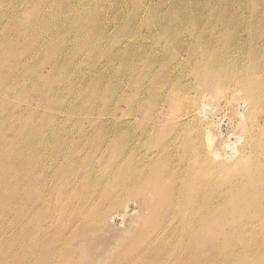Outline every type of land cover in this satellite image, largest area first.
I'll return each mask as SVG.
<instances>
[{"label": "rangeland", "instance_id": "obj_1", "mask_svg": "<svg viewBox=\"0 0 264 264\" xmlns=\"http://www.w3.org/2000/svg\"><path fill=\"white\" fill-rule=\"evenodd\" d=\"M245 66L264 68V0H0V264H90L97 233V264H264V223L167 222L186 134L238 149L244 118L262 139L264 106L205 85Z\"/></svg>", "mask_w": 264, "mask_h": 264}, {"label": "bare ground", "instance_id": "obj_2", "mask_svg": "<svg viewBox=\"0 0 264 264\" xmlns=\"http://www.w3.org/2000/svg\"><path fill=\"white\" fill-rule=\"evenodd\" d=\"M222 66L224 68V65ZM235 70L236 71H233L235 73L230 76H227V74H224L222 71L219 72V70L217 71L218 73H213L212 71L210 76L207 77V79H209L205 85L207 88L209 87L211 90L217 93L223 91L225 87H230L228 90L232 92L234 91V94L229 99V103H232V101H242L244 109L249 110V118H254L256 116L257 109L264 106V68L263 66L253 68L246 67L244 69L240 67L236 68ZM237 88L241 90L243 89L242 98H240L241 91L237 90ZM203 97L205 98V96ZM207 105L210 107V103ZM202 106L203 107H201L199 104V107H195L191 114H186L184 116L185 120L183 119V123L185 125L191 124L193 127L194 124L203 126L208 115L204 114L206 113L204 111L205 104H202ZM240 107L241 104H239V108ZM201 113L203 115H201ZM237 113L238 112H236V114ZM243 113H238V115L242 116L243 118ZM243 120L244 118L240 120L238 129L240 134L244 138L247 137L248 139L246 142H244V144L242 143L243 146L238 149L233 148V144L222 145L221 140L223 134L221 135L220 125L216 126L215 128H213V126L207 125V127L204 128V131L202 132H204L203 141L205 146L203 145L202 138L200 140L201 130H198L199 134L194 132L195 134L192 135L193 132H189L185 135L186 140L183 145V150L178 156V158L181 159L183 163L182 166L181 161L179 162L183 169L181 176L179 175V178H183L184 182L178 183L179 185L174 187V190L172 189L173 192L171 194V199L173 205L170 207L173 212H171L170 209L171 214L169 212V216L167 218V222L170 223V225L172 224L170 230L173 231L175 228H179L177 232H179L180 237L181 235H186L188 229L186 231L185 227L191 229L193 225L195 227L197 224L201 227V229L202 226H206L211 231L214 225L217 227L219 225L221 226L222 224V226H236L237 223H240L241 225H255L256 223L259 225L264 223V135L261 140H256L255 138L252 139L250 136L246 135V125L243 124ZM260 129L264 130V126H262ZM244 148L248 152H245L243 150ZM178 160L176 159V161ZM170 165L171 164L167 166ZM158 168L160 170L159 166ZM171 168L172 167H170V169ZM171 175L174 177V173ZM174 178L176 179V177ZM130 180L132 181L133 179ZM158 187L159 185L155 187V189H158ZM148 188L150 189L151 187ZM164 196V199H168L166 195ZM153 198L158 199L159 197L157 196L155 198L154 196ZM159 199L157 201H159ZM157 203L155 201L156 205ZM178 223H181L183 227L176 225ZM196 228L194 230L197 231ZM236 230L237 229L234 228L233 232L231 231L234 236H240L243 233L241 232L240 234ZM199 232L197 235L200 238L201 232ZM91 237L92 235L88 238L84 237V239L81 241V245L86 253L85 258H87L89 263L97 264L96 258L102 257L104 255L105 257L109 256L108 252L111 250L112 244L110 242H112V240H105V237L103 235L100 236L99 233L95 234L94 237ZM243 237L245 236H241L240 238ZM178 242L180 243V241ZM147 246H149V244ZM125 263L126 260L124 264Z\"/></svg>", "mask_w": 264, "mask_h": 264}]
</instances>
